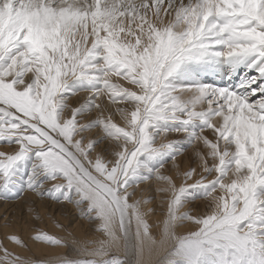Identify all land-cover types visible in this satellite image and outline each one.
Segmentation results:
<instances>
[{"label": "snow or ice", "instance_id": "snow-or-ice-1", "mask_svg": "<svg viewBox=\"0 0 264 264\" xmlns=\"http://www.w3.org/2000/svg\"><path fill=\"white\" fill-rule=\"evenodd\" d=\"M0 201V264H264V0H0Z\"/></svg>", "mask_w": 264, "mask_h": 264}, {"label": "bare ground", "instance_id": "bare-ground-1", "mask_svg": "<svg viewBox=\"0 0 264 264\" xmlns=\"http://www.w3.org/2000/svg\"><path fill=\"white\" fill-rule=\"evenodd\" d=\"M1 208V207H0ZM15 209V207L11 208L10 206H6V204H3L2 205V209H0V213H2L3 211V214L5 213V211H13ZM65 212L68 214L69 217L73 216L76 214V210L74 208H72V206H67L66 209H65ZM62 223H67L68 221L65 220L63 217H58ZM80 223H83L82 221H79L78 219L76 221L73 222L72 224V228L73 229H76L77 228V225L80 224ZM47 230H49L50 232H52V227L51 226H48ZM39 248V246H34V251H37V249ZM39 251H37V255H39Z\"/></svg>", "mask_w": 264, "mask_h": 264}, {"label": "rangeland", "instance_id": "rangeland-1", "mask_svg": "<svg viewBox=\"0 0 264 264\" xmlns=\"http://www.w3.org/2000/svg\"><path fill=\"white\" fill-rule=\"evenodd\" d=\"M3 204H6V206H10L11 208H13V207H15V204H13V203H11V202H8V203H6V202H4V201H0V209H2V205ZM3 215V211H2V213H0V216H2ZM47 230V229H46ZM56 230L54 229V228H52V232H55Z\"/></svg>", "mask_w": 264, "mask_h": 264}]
</instances>
